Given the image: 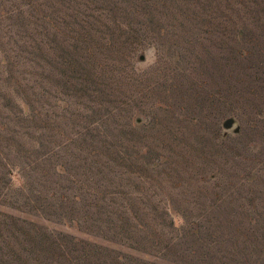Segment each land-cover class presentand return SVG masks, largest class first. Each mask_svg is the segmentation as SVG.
Instances as JSON below:
<instances>
[{
	"label": "rangeland",
	"instance_id": "obj_1",
	"mask_svg": "<svg viewBox=\"0 0 264 264\" xmlns=\"http://www.w3.org/2000/svg\"><path fill=\"white\" fill-rule=\"evenodd\" d=\"M0 264H264V0H0Z\"/></svg>",
	"mask_w": 264,
	"mask_h": 264
},
{
	"label": "water",
	"instance_id": "obj_2",
	"mask_svg": "<svg viewBox=\"0 0 264 264\" xmlns=\"http://www.w3.org/2000/svg\"><path fill=\"white\" fill-rule=\"evenodd\" d=\"M232 124H233V119L232 118H230V119H228L226 122H225V127H230V126H232Z\"/></svg>",
	"mask_w": 264,
	"mask_h": 264
}]
</instances>
